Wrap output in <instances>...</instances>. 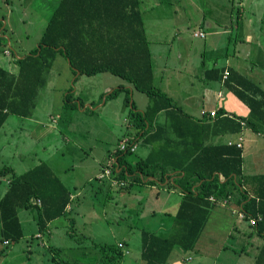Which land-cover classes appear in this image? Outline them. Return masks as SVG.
<instances>
[{
	"label": "trees",
	"instance_id": "obj_1",
	"mask_svg": "<svg viewBox=\"0 0 264 264\" xmlns=\"http://www.w3.org/2000/svg\"><path fill=\"white\" fill-rule=\"evenodd\" d=\"M57 54L79 77L109 73L149 99L145 111L139 112L126 90L127 127L135 133L126 137L124 151L114 153L117 158L112 164V181L122 183L120 188H126L128 182L158 185L162 189H175L182 197L173 219L172 228L177 231L167 237L141 232L144 264H167L174 249L192 251L211 210L224 201L233 202L264 240V173L244 175L241 148L235 144L210 143L216 135L240 133L243 128L264 135V92L256 84L233 73L225 82L249 109L247 117H229L219 109L215 117L208 113L207 118L194 119L154 86L140 0H60L38 47L14 60L17 74L0 68V129L11 115L22 118L31 115L37 91L45 83L44 71ZM232 78L237 86L230 85ZM122 91L125 88L120 86L103 97L112 100ZM64 100L66 109L82 105L75 99L71 101L70 94ZM160 113H164L161 123L156 122ZM138 142L149 148L148 154L130 161L127 157L135 153L131 152V146ZM6 176L8 187L0 199L2 242L17 243L23 238L19 210L32 212L38 232L42 233L50 222L66 218L67 212L74 209L71 192L45 163L20 175H15L11 168L0 167V177ZM94 246L102 253L99 264H120L122 252L116 244ZM254 264H264V243Z\"/></svg>",
	"mask_w": 264,
	"mask_h": 264
},
{
	"label": "rangeland",
	"instance_id": "obj_2",
	"mask_svg": "<svg viewBox=\"0 0 264 264\" xmlns=\"http://www.w3.org/2000/svg\"><path fill=\"white\" fill-rule=\"evenodd\" d=\"M205 1L140 0V11L144 21L146 36L150 41L151 51L153 55L158 53L160 57H157L158 60L155 62V65L157 63L161 64L164 61L169 62L168 71H171L170 74L172 75L169 84L175 90L173 102L181 110L183 108L184 111L187 109L183 106L182 102L185 96L184 92L188 93L193 91V89L198 90V92L200 91L204 83L203 71L206 68L213 67L215 65L213 64L214 61L217 62L218 67H222L226 65L227 61L232 60L236 67L243 69L246 75L257 83L260 82L261 88L264 91V0L260 2V7L257 9L249 7V1L251 0H243V8L235 7L236 5L234 4L232 14L234 25H236L235 12L237 9H240L241 16H243V18L240 17V22L244 19H251V27L245 28V25L240 24L239 28L234 31H232L234 28L231 27L228 30L229 35L221 34L219 36L220 40L213 42L209 38L213 37L210 35V32L211 29L215 28V25L210 23V21L216 20V16H214L213 10H209V5ZM189 2L194 5H190ZM58 3L59 0H0V67L4 68V64L8 65L11 63L15 55L23 57L38 47L45 26ZM202 11H204L206 16L204 26L207 34L209 33V37L207 36L206 40H204L205 34L202 39L193 36L196 31H200L198 23ZM259 16L262 17V23H258ZM153 20H161V23L167 25L168 29L172 28L171 31H175L176 29L180 31V35L175 37L172 45H169L166 50L163 45L158 43L161 42L163 44L164 40L160 34L157 36L158 29L152 28ZM226 25H220L222 26L221 30H224ZM220 26L216 28V31H219L218 28ZM242 32L243 34L258 35L260 40L254 41L248 48L245 44L239 43ZM236 38H238V41H236ZM235 43L238 45L235 46L236 48L234 47ZM4 51L8 54L4 55ZM169 53L171 55L168 58ZM174 55L177 57H174ZM185 65H187L188 70L190 69V72L186 73L185 70H182V67ZM65 66V59L57 54L50 68L44 71L45 83L37 91L34 99L35 109L32 111L34 114L33 119L37 122L33 119H22L11 115L0 131L5 134L10 132L12 138L18 144V152L15 158L5 162V166L7 164L11 165L16 162L21 164L23 162V166L27 167L24 170L26 171L35 165L37 166L40 163V157L41 161H45V152L42 151L41 145L34 139H30L32 133L35 135V138H40L41 142L44 143L45 141H51L53 138H58V134L71 123L68 129L75 133L72 139L74 142H71L69 146L64 145L62 152L55 157V160L51 161V165L52 167L55 166V174L61 179L66 188L73 195L78 194L77 199L75 198L73 201L74 214L71 216L72 223L56 233V238L53 237L52 242L48 243V247L52 250L53 254L49 252V248L37 247L36 240H34L35 242H31L30 238H27L31 235L30 226L24 227L23 225L27 241L21 240L17 243H11L4 264H52L48 263L47 259L48 256L53 255L58 260V264H62V262H68L69 264L73 260V256L71 255L76 253L80 257L88 254V258L82 260H86L87 263L93 261V258L98 257L95 259V263L99 264L101 263L100 258L102 256L95 251L90 241L87 240V234L89 233L102 245H112L116 241L126 240L129 244V257H136V261L132 262V264H143L139 259L141 232L149 231L161 237H167L172 232L177 231L172 226L174 216L180 205L181 196L177 192H174L176 190L172 192V189L170 191L163 190L158 185H154L151 188L150 186L135 183L130 184L128 182L126 188H120L123 184L120 185L116 180L111 182L112 169L104 170L103 165L107 162L104 161V158L106 155L108 157L107 151L113 147H116V150H118L122 142L118 143V139L125 135L123 121L124 115L128 114L129 107L122 100H124L126 95L122 93L118 101L114 99L106 100V104L103 105L102 103L105 101L103 93H109L113 88L117 87L119 79L109 73H99L93 77L83 75L76 79L75 76L78 73L73 76L71 72L72 77L70 79L72 78V80L68 81V85H66L64 84L66 79L63 78L64 75H68V73H63ZM166 75H169V73ZM192 79L195 84L194 88L189 85ZM62 86H64V90H62ZM68 94H70L71 101L75 99V102H81V108L87 107V109L82 113H80V108L78 107L77 109H66L64 107V98ZM129 97L131 102L134 101L137 108L143 107L149 102L147 96L137 92H133ZM234 98V104L224 105L225 102L223 100L218 107L221 106L233 111L235 109L240 111L241 108L247 111V108L238 101L235 95ZM236 104L238 105L235 106ZM50 108L51 112L60 114L56 117L55 121H57L58 126L55 129L48 125L50 119L47 113L50 112ZM91 108L93 111L90 110ZM195 112L197 111L195 110ZM110 122L114 123L113 130L111 129ZM243 130L244 128L242 132ZM26 135H30V137L26 138ZM262 136L264 137V135ZM127 137H132V134ZM11 147L12 145L8 148ZM135 149L131 150V152L135 151ZM147 151V147L138 142L135 153L129 155L127 159L137 161ZM97 174H99L100 179L109 178L111 181L99 183L96 179L94 180ZM164 185L166 184L164 183ZM129 190H131V193H139L142 198L141 204H134L131 200L125 204ZM217 207L223 208L219 210L223 217L222 222L214 223L211 219L204 233L200 235V240L201 242L212 244L214 241V243L216 242L215 244L223 242L226 245H230V242L233 243V239L226 237V234L223 236L222 232L227 230L226 226H232L233 222L238 220V215L231 214L228 205L227 207L217 205L213 208L214 211L212 210V213L218 211ZM93 211L101 216L99 220H97V217L89 225L85 221L87 220L86 217L82 215ZM26 213L21 211V220H23V216ZM76 214L80 216L77 217ZM253 238L256 243L263 241V238L258 235H254ZM26 244L31 245L32 248L37 247L38 251L32 252L31 256H27V253L24 255L23 250ZM60 248L63 249L62 254L55 255L54 251H58L57 249ZM182 251V255L185 256L189 255L193 257L195 254V251ZM204 251L208 255L207 262L211 264L210 258L213 261V257L210 254L211 250ZM124 252L125 249L123 247ZM129 257L125 259L124 264H127ZM236 260L234 259V261ZM234 261H230L228 264H233ZM236 264H248V262L243 258L241 262L238 260Z\"/></svg>",
	"mask_w": 264,
	"mask_h": 264
},
{
	"label": "crops",
	"instance_id": "obj_3",
	"mask_svg": "<svg viewBox=\"0 0 264 264\" xmlns=\"http://www.w3.org/2000/svg\"><path fill=\"white\" fill-rule=\"evenodd\" d=\"M261 1L262 0H257V1L251 0V1H249V7L257 9L260 7ZM59 2H60V0H59ZM205 3H207V5H209V10L210 11L213 10L214 16H216L215 17L216 20L210 21V23L215 25V28L211 29V32H210V35L213 36L212 38H209L211 42L220 40L219 36L221 34L229 35L228 30L231 27L234 28V29H232V31H234L235 29L239 28L240 24L245 25L244 26L245 28H250L252 25L251 19H247V20L244 19V20H241L242 23L240 22V17L243 18V16H241L240 9H237V11L235 12L236 13V17H235L236 25H234V22L232 21L234 4L236 5L235 7L243 8L244 7L243 0H211L210 2H209V0H206ZM189 4L194 5L193 3H190V2H189ZM197 8H199V7H197ZM205 19H206V16L204 14V11H202V14H201V17H200V20L198 23L199 24L198 28L201 32H203L205 34L204 40L207 39V36L209 37V35H208L209 33L207 34L206 28L204 26ZM245 21H246V23H244ZM210 23H209V26H210ZM227 23H228V25H226ZM258 23H262V17L261 16H259V18H258ZM220 25H226L225 29L221 30L222 26H220ZM218 26H220L218 28L219 31H216V28ZM152 28L155 30L158 29L157 36H158V34H160L161 38L164 40L163 44L161 42H158V43L160 45H163L165 47V50L167 49V47H169V45H172V42H174L175 37L180 35L179 29H176L175 31H171L172 28L168 29L167 25H163L161 23V20H159V21L153 20ZM145 34H146V32H145ZM154 34H156V33H154ZM147 40L149 42V49H150V53L152 56V62H153L152 67H153V83H154V86L157 87L159 90H161L166 96H168L172 100H174L175 90H174L173 86L169 84V81H171V79H172V75L170 74L171 71H168L169 62L162 60V61H164L161 63L162 65L159 63H157L155 65V62L160 57H159L158 53H156V55H153V53L151 51V47H150V41L148 38H147ZM258 40H260V38H258V35L255 36L252 34H246V33L243 34V32H242V37L239 38V41H240L239 43L245 44L249 48L250 45L254 41H258ZM236 41H238V38H236ZM235 46H238L237 43H235L234 47ZM256 46L258 47V45H256ZM3 54L6 55L8 53H5V51H4ZM170 55H171V53L168 54V58L170 57ZM11 56H13V55H11ZM174 57H177V56L174 55ZM21 58H23V57H19V56L15 55V58H13L12 60L14 61L15 59H21ZM13 61H11V63H9L8 65L4 64V68L3 67H0V68L4 69L6 72L10 73L11 75H16L18 68H17V65ZM216 63L217 62L214 61L213 64H215V65L213 67L206 68L203 71L204 83L202 84L199 92H198V90H194V89H193V91H190L188 93L184 92L185 96L183 97L182 102H183V106L186 107L187 109L184 111L182 108V111L185 114H187V115H189L192 118L197 119V120H202L204 118H207L208 117L207 114L210 110H216L217 111L219 109L223 110L227 114V116H229V117H239V116L243 117V118L247 117L249 115V109L242 102H240V103L243 104L245 108H247V111H244L240 107H239L240 111H238L236 109H235V111H233L231 109L229 110V109L221 107V106L218 107V105L223 100L225 102L224 105L225 104L228 105V104H234L233 100L235 99L230 88L228 86H225L226 80L223 79V74L226 71V72H228V77L230 76L231 73H233L235 76L245 77L248 80H250L251 82H253L254 84H256L263 91V89L261 88L260 82L257 83L251 77L246 75V73H244L243 69L236 67V65L232 62V60L229 62L227 61L226 65L222 66V67L221 66L218 67V64H216ZM65 64H66V66L64 67L65 69H63V68H61V69H63L64 74L68 73L67 76L66 75L63 76V78L66 79L64 84L68 85V81L70 82L72 80V78L70 79V77H72L71 76L72 71L70 69V66H68L69 64L66 62V60H65ZM186 66L187 65L183 66L182 70H185L186 73L188 71L190 72V69L188 70V67H186ZM167 73H169V75H166ZM73 76H74V74H73ZM77 77H79V75L75 76L76 79H77ZM117 82H118L117 83L118 86L113 88L111 91L119 88L120 86L125 88V91H122L117 96V98H115L114 100L118 101L119 97L122 93H124L126 95L127 94L126 90L129 92L130 96L133 94V92H137L132 87V85L127 84L125 81L119 79V81H117ZM189 85L194 88L195 84H194L193 79L191 82H189ZM230 85L237 86L235 79L233 80V78H232V81H230ZM63 87L64 86L61 87L62 90H64ZM59 90H61V89H59ZM109 93H106V94H109ZM106 94L103 93V95H106ZM230 96H232L233 98ZM124 100H125V98H124ZM124 100H122V101L125 104ZM51 102H52V100H51ZM105 102H106V100L102 104L105 105L106 104ZM132 102L134 104V101H132ZM147 104H149V102ZM147 104L143 107H140V108H137V106L135 104H134V106H135L137 111L143 112V111H145L146 107L148 106ZM237 105L238 104H236L235 106H237ZM78 108H80L79 109L80 113L84 112L87 109V107L81 108L80 106ZM34 109H35V104H34L33 110ZM90 110H92V108ZM195 110L197 112H195ZM32 111H31V115L29 117H27V118L19 117V118L32 120L34 118V114ZM51 111L52 110L50 108V112L47 113V116L50 119V122L48 123V125L55 129V127L57 128V126H58V123L55 120H56V117H58L60 114L58 115L55 112H51ZM205 112H206V114H205ZM78 115H80V114H78ZM8 118H7V120H8ZM60 118H61V116H60ZM7 120H6V122H7ZM33 120L35 122H37L35 119H33ZM111 120H113V119H111ZM163 120H164V113L158 114L156 117V122L161 123V122H163ZM5 123H4V125H5ZM70 124L67 126V128L65 130H63L62 132H60V134H58V138H53L51 141H45L44 143L41 142L40 138H35L34 137L35 135H33V133H32V137H30V135H26V138L30 137L31 140L34 139L38 144L41 145L42 151L45 152V161H41L42 159L40 157V163H45L54 173H55V170H54L55 166L52 167L51 161L55 160V157H57V155L62 152L64 145L69 146V144H71V142H74V140H72V139H73V136L75 133L72 130L70 131L68 129L70 127ZM110 124H111V129L113 130V128H114L113 124L114 123L110 122ZM123 126H124V130H125V135L122 138L118 139L119 140L118 143L121 141V139L127 137L126 134H132L133 135V133H135L134 130H130L127 127V113L124 115ZM109 133H110V131H109ZM1 135H4V136H1ZM10 136H11V138H9ZM83 137H84V135H83ZM11 139H12V141H11ZM239 139H241L243 141V145L241 147L242 158H243V164H242L243 174L247 175V176H251V175L264 173V137L262 135L255 134L251 130L244 128L243 132L241 131L240 133L216 135L213 138H211L210 143H212L214 145H220V144L222 145V144H227L228 142L234 143V142L238 141ZM1 143H3V144H1ZM10 145H12V147L8 148ZM137 145H138V143L135 144L136 149H137ZM17 148H18V144L16 143L15 139L12 138V134L10 132H7L5 134L4 132L0 131V149H1V151H0V167L11 168L12 172L15 175H20L19 172L24 173V172L36 167V165L31 167L30 169H28L26 171H24V170L27 167L23 166V162L21 164L16 162V163H13L11 165L7 164V166H5L6 165L5 162H7L9 159L15 158V155L18 152ZM147 150L149 151L148 147H147ZM115 151H116V147H113L111 150L107 151L108 157L106 155L107 159H106V157L104 158V161H107V162L105 163V165L102 164L104 170L109 169V168L112 169V164L114 162H116V158H117L114 155ZM148 151H147V153L144 154V156L141 155V158H145L146 155L148 154ZM39 164H37V165H39ZM100 164H101V162H100ZM23 173H21V174H23ZM99 174H97V177H95L94 180L96 179L99 183H102V181H104L103 183H105L106 181H108V182L111 181L109 178L100 179ZM111 182H113V181H111ZM120 184H122V183H120ZM124 186L127 187L126 184ZM7 187H8V177L7 176L6 177H0V199L2 198L3 194L6 192ZM151 188H153V186H151ZM163 190H167V189H163ZM170 190H167V191H170ZM173 190H175V189H172L171 192ZM130 191L131 190H129L127 192V198L125 199L126 200L125 204L130 202V200L132 202H134V204L135 203L141 204L142 198L140 197L139 193H136V192L131 193ZM174 192H177L181 196L179 191L176 190ZM77 196H78V194L77 195H73V194L71 195L72 199H75ZM218 205H222L223 207H227V205H228L230 208L231 214H237L238 215V218H237L238 220L236 222H233L232 226H230V225L226 226L227 230L225 232H227V233L222 232L223 236H225L224 234H226V237L233 239L232 240L233 243L230 242V245H226V243H223V242H218V244H215L216 242L214 243V241H213V244L209 243V242L208 243L207 242H201V240H200L201 236H200L198 241L196 242L193 250H192L193 252L195 251V254L193 257H191L189 255H187V256L182 255L183 254L182 250L174 249L172 251V253L170 254L168 260H167V264H209L207 262V256L208 255H207L206 251H204V250H208V249L211 250L210 254L213 257V261L210 258L211 264H228V262H230V261L232 262V261H234V259H237L233 263V264H236L238 260L241 262L243 258L246 259L248 264H254L255 258L258 255L259 249L263 245L264 240L261 241V243H256L253 236L254 235L257 236V234L253 231L252 227H250V223L243 218V215H241L240 212H238V210L235 208V204L233 202L230 201L229 203H226L225 205L218 203ZM216 209L218 210L216 213H212L213 209L211 210L209 219H208L207 223L205 224L201 234L204 233V230H205L206 226L209 225L211 219L213 220L214 223L222 222L223 217L220 214L219 210L223 209V208L217 207ZM21 211L27 212L26 215L23 216V220L20 219L21 218V214H20ZM153 213H154V211H153ZM67 214H69V216H67L66 218L62 217V218H58V219L50 222L47 225L46 230L41 233V232H38V230H37L36 220L34 217L35 215H33L32 212L25 211V210H19L18 211V217H19L20 223L22 225V229H23V225H24V227H26L28 225L30 226L29 230H30L31 235L27 238H30L31 242H35L34 240H36L37 247L41 246L43 248H49L48 243L52 242L53 237L56 238V233L60 232L63 228H66L69 224L72 223L71 216L74 214L73 209H70L67 212ZM76 216L78 217L80 215L76 214ZM82 216L86 217L87 220H85V221H86V223H89V225H90L92 223V221L97 219V217H98L97 220H99L101 215L97 214L93 211V212H89V213L82 215ZM33 223H35V224L33 226H31ZM231 236H233V237H231ZM21 240H26L24 230H23V238ZM21 240H19V241H21ZM87 240L90 241V244L94 248H95L94 244H101L100 242H98L94 239V237H93V235H91V233L87 234ZM247 240H248V242H247ZM115 244L116 245L118 244V247H120L121 252H122V259L120 261V264H124L125 259L130 256L129 244L124 239L121 241H116ZM10 245H11V243H9V242H2L1 241V232H0V264L5 263L6 256L9 253L8 249L10 248L9 247ZM246 245H248V246H246ZM76 246H77V244H76ZM37 247L32 248L31 245L26 244V246H24V250H23L24 255L27 253V256H29L30 254H32V252H37L38 251ZM123 247L125 249L124 253H123ZM57 250L58 251H54L55 255L56 254L57 255L62 254V252H63L62 248L57 249ZM95 251L100 253L102 256V253L99 250L95 249ZM192 251H190V252H192ZM49 252L53 254V252L50 248H49ZM87 255L88 254L82 255L80 257V256H78L77 253L73 254V255H71V256H73V260L69 264H97V263H95V261H96L95 259H97L98 257L93 258V261H91L89 263H87L86 260L82 261L83 259L88 258ZM139 256H140L139 259L142 261V259H141V247H140ZM48 259H47L48 263L58 264V260L56 259V257L54 255L48 256ZM215 260H217V261H215ZM28 261H30V260H28ZM135 261H136V257L135 258L129 257L127 259V264H132V262L134 263ZM142 263H143V261H142ZM67 264H68V262H67Z\"/></svg>",
	"mask_w": 264,
	"mask_h": 264
},
{
	"label": "built area",
	"instance_id": "obj_4",
	"mask_svg": "<svg viewBox=\"0 0 264 264\" xmlns=\"http://www.w3.org/2000/svg\"><path fill=\"white\" fill-rule=\"evenodd\" d=\"M194 37H196V38H201V39H202V38H204V33L201 32V31H196V32L194 33ZM227 78H228V72L225 71L224 74H223V79L226 80ZM208 113H209V115H210L211 117H215V115H216V110H210ZM227 144H228V145L235 144L238 148H241V147H242V140L239 139L238 141H236V142H234V143H232V142H228ZM126 147H127V139H123L122 142L120 143L119 147H118V150H119V151H124V150L126 149ZM134 148H135V146L133 145V146H131V149H130V150H133ZM106 174H108V172H106ZM120 185H122V184H120ZM210 201H213V198H210ZM35 203H36L37 205H40V202H39L38 200H36ZM223 204L225 205L226 202L224 201ZM251 224H253L252 221H251Z\"/></svg>",
	"mask_w": 264,
	"mask_h": 264
}]
</instances>
